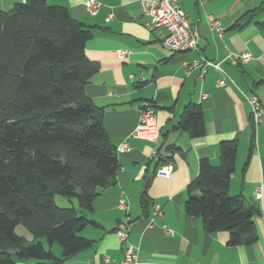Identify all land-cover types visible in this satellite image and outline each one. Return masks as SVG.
Wrapping results in <instances>:
<instances>
[{"label":"crops","instance_id":"0c3cea01","mask_svg":"<svg viewBox=\"0 0 264 264\" xmlns=\"http://www.w3.org/2000/svg\"><path fill=\"white\" fill-rule=\"evenodd\" d=\"M25 0H0V10H9ZM61 5L72 17L89 26L91 36L84 53L98 69L89 79L86 94L103 107V125L117 146L119 168L113 184L103 188L82 214L93 221L80 234L90 246L69 256L63 264H123L126 243L137 247L136 264H264V112L254 128L246 97L256 95L264 107V0H178L190 23L199 31L196 49L170 51L162 45L167 31L149 27L135 0H96L97 11L87 9V0H45ZM219 21L221 34L209 23ZM125 50L124 57L117 51ZM227 50L248 51L247 62L231 64ZM202 58L219 61L205 67ZM194 61L198 64L190 65ZM187 65H190L189 68ZM225 77L224 86L217 80ZM156 109L159 137L148 141L131 135L143 101ZM199 104L205 132L190 136L176 128L183 106ZM237 140L238 148L228 191L256 199L260 214L255 220L257 239L246 245L229 244L225 230L206 231L199 216L183 210L188 183L197 175L201 158L218 164V143ZM173 163L168 178L155 171L161 166L153 152ZM147 185L146 210L140 196ZM126 199V209L119 206ZM65 206L66 204H61ZM161 213L153 216V206ZM152 218L153 223L148 224ZM128 222V237L120 242L115 227ZM162 224L171 229L164 232ZM108 257V262L105 258Z\"/></svg>","mask_w":264,"mask_h":264},{"label":"trees","instance_id":"16d2710c","mask_svg":"<svg viewBox=\"0 0 264 264\" xmlns=\"http://www.w3.org/2000/svg\"><path fill=\"white\" fill-rule=\"evenodd\" d=\"M90 33L64 6L45 0L0 10V264H63L92 242L80 234L93 223L82 210L115 182L120 164L103 107L85 91L98 69L84 53ZM183 107L176 128L204 134L200 105ZM237 143H218V164L199 160L183 210L199 216L208 232L227 231L229 244L248 245L257 239L260 207L256 198L228 191ZM155 157L161 165L171 161L157 151ZM55 194L75 197L78 207L58 206ZM18 223L30 241L15 232Z\"/></svg>","mask_w":264,"mask_h":264},{"label":"built area","instance_id":"2783aa9c","mask_svg":"<svg viewBox=\"0 0 264 264\" xmlns=\"http://www.w3.org/2000/svg\"><path fill=\"white\" fill-rule=\"evenodd\" d=\"M137 1L138 7L140 8L143 15H146L148 18V21L146 24L151 27H163L165 28V31H167L166 35L162 39V45L170 50V51H178L181 49H196L198 45V38H199V31L197 30L198 27L195 24H192L189 22L186 13L183 9H181L177 2L178 0H135ZM87 9L90 10V12L94 13L97 11V7L99 6V2L96 0H87L86 2ZM209 17V23L213 27V29H216L219 34H221L222 29H220L219 21L214 18L213 16ZM125 50H119L117 51V55L119 57H124L126 55ZM227 59L231 64H238V63H244L247 62L249 59L252 58V54L248 51H231L227 50L226 55L224 57ZM202 63L205 67L213 66V68H216L221 71L222 74L225 75V72L222 70L221 67H219V61H213L206 58H202ZM198 64L197 61H194L190 65ZM190 65H187L189 68ZM225 77L222 76L217 80L218 86H224L226 83V80H224ZM247 102L250 105L251 109V118L254 125V128L256 129L258 124L261 122V117L264 112V107L259 104L260 101L258 97L254 94L249 95L246 97ZM155 106L152 104L151 101H143L141 103V106L139 108V118L136 126L134 127L133 133L131 135L145 139L148 141H155L159 137V128L157 124L156 119V109ZM126 141L121 142L116 146L117 153H121L126 151L127 148ZM153 155H155V150L153 152ZM173 163L171 161H167L164 164H162L155 173L158 176L168 178L171 175V171H173ZM261 187L259 189H256L255 191V198L259 199L261 197ZM119 206L123 209H126V199L119 198ZM161 208L159 206L154 205L153 206V216L159 215L161 213ZM153 223L152 218L150 219L148 224ZM128 222L126 219L119 220L115 227L116 235L120 242H125L127 240L126 237H128ZM162 228L164 232L168 235L172 234V231L170 228L167 227V225L162 224ZM137 247L132 246L130 243H126L123 251V264H136L137 262ZM105 260L108 262V257L105 258Z\"/></svg>","mask_w":264,"mask_h":264},{"label":"rangeland","instance_id":"374dc122","mask_svg":"<svg viewBox=\"0 0 264 264\" xmlns=\"http://www.w3.org/2000/svg\"><path fill=\"white\" fill-rule=\"evenodd\" d=\"M54 202L58 205V206H62L61 204H66L65 206H75L76 208L78 207V203H77V199L75 197H71L68 198L64 195L61 194H55L54 195ZM15 232L20 235L23 236L24 238H26L27 240H31L32 239V235L29 232L28 229H26V226L18 223L15 226ZM59 251H56L55 254H58Z\"/></svg>","mask_w":264,"mask_h":264}]
</instances>
